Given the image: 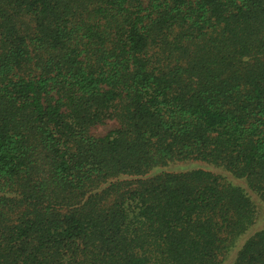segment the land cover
<instances>
[{
	"label": "trees",
	"instance_id": "obj_1",
	"mask_svg": "<svg viewBox=\"0 0 264 264\" xmlns=\"http://www.w3.org/2000/svg\"><path fill=\"white\" fill-rule=\"evenodd\" d=\"M0 264H264V0H0Z\"/></svg>",
	"mask_w": 264,
	"mask_h": 264
},
{
	"label": "rangeland",
	"instance_id": "obj_2",
	"mask_svg": "<svg viewBox=\"0 0 264 264\" xmlns=\"http://www.w3.org/2000/svg\"><path fill=\"white\" fill-rule=\"evenodd\" d=\"M187 164L189 163H186V164H182L181 167L185 168L187 166ZM189 166V165H188ZM242 237V236H241ZM241 237L239 238V240L241 239Z\"/></svg>",
	"mask_w": 264,
	"mask_h": 264
}]
</instances>
